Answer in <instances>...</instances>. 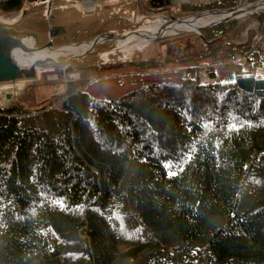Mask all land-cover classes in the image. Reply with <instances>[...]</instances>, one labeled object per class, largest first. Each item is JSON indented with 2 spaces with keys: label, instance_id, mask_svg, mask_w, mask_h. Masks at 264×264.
Listing matches in <instances>:
<instances>
[{
  "label": "trees",
  "instance_id": "1",
  "mask_svg": "<svg viewBox=\"0 0 264 264\" xmlns=\"http://www.w3.org/2000/svg\"><path fill=\"white\" fill-rule=\"evenodd\" d=\"M252 17L244 43L232 19L185 36L189 53L77 69L46 101L0 108V264H264V10Z\"/></svg>",
  "mask_w": 264,
  "mask_h": 264
},
{
  "label": "water",
  "instance_id": "2",
  "mask_svg": "<svg viewBox=\"0 0 264 264\" xmlns=\"http://www.w3.org/2000/svg\"><path fill=\"white\" fill-rule=\"evenodd\" d=\"M153 1H164L162 6L171 5V0ZM243 1L230 8L164 19L174 23L207 13L235 14ZM139 4V0H124L90 8L77 0H44L25 4L13 16L0 15V99L3 102L0 108L13 99L20 85L40 81L43 70L104 68L140 62V52L129 58L124 55L126 49L138 40L148 44L163 36L144 32L143 24L162 16H141ZM249 6L248 13L257 12L264 9V0L251 2ZM234 14L200 27L197 33L241 17Z\"/></svg>",
  "mask_w": 264,
  "mask_h": 264
},
{
  "label": "rangeland",
  "instance_id": "3",
  "mask_svg": "<svg viewBox=\"0 0 264 264\" xmlns=\"http://www.w3.org/2000/svg\"><path fill=\"white\" fill-rule=\"evenodd\" d=\"M77 1L80 3L83 2V0H77ZM92 1H94L96 5L97 4L98 5H112V4H116L117 2H121L124 0H92ZM187 3H203V2H201L200 0H172V4L169 5V7H163V8L158 7L155 13H142L140 11V15L141 16H147V15L148 16L149 15L150 16H162V17L164 16L163 18L166 17L167 20H171L172 17L178 18L177 13L181 11L182 5L187 4ZM249 3L251 2H249L248 0H244L242 2V5L246 4L247 6H249ZM139 10H140V4H139ZM18 12L19 11H17L13 15L17 14ZM197 12H201V11H197ZM197 12L189 13L188 15L184 17H179V18L193 16ZM252 14L253 13H245V14L239 15L241 17L237 19L238 25L235 31L230 36L233 42L235 43L246 42L249 38V31L252 29L254 30L258 29L259 22L252 17ZM7 17H10V16H7ZM193 34H198L199 36H202V30H201V34L197 32H181L179 34L177 33L173 35H165L161 38H158L157 40L151 41L145 46L138 48L139 50L136 51V54L138 51L140 52L138 59H141V61H145L151 58H157L161 54L164 56H168L170 54L177 55V54L189 53L192 48L194 39L191 36L190 37H185V36L193 35ZM170 38H176V39L169 43L161 42L165 39H170ZM203 67L205 68L206 66L203 65ZM77 69L79 68L67 69L65 71L43 70L40 81L35 82V83H30V84H24L20 89H17V90L14 89L15 91L13 94V99L7 102L5 101L6 102L5 105L6 106L11 105L16 100H24L30 105H38L46 101V99H48L49 97H51V95L54 92V87L58 91H60L63 83H68L70 81L80 79L81 72ZM202 70H205V69H202ZM216 73L220 80L234 79L235 77L234 69L232 65L224 66V67L223 66L217 67ZM202 81L209 82L211 80L207 81L204 79ZM58 100H59L58 97H54V102H57Z\"/></svg>",
  "mask_w": 264,
  "mask_h": 264
},
{
  "label": "bare ground",
  "instance_id": "4",
  "mask_svg": "<svg viewBox=\"0 0 264 264\" xmlns=\"http://www.w3.org/2000/svg\"><path fill=\"white\" fill-rule=\"evenodd\" d=\"M83 7H90L94 8L96 3L92 0H83V2L80 3ZM240 9L238 10L237 13H229V12H221V13H207L204 15H199L196 17H190L182 22H174V23H169L166 22V20L163 17H158V18H153L151 19L147 24H143L142 28L144 32L148 33V35H160V36H165V35H173V34H179L181 32H197L198 29L202 26H207L210 23H213L215 21L221 20L225 18L226 16L230 15H242L245 13H248V11L251 9L250 6H247L246 4L241 5L239 7ZM146 43L143 40H138L135 42L133 45L128 47L125 51V56L126 57H131L134 55H137L139 51L136 54V51L139 50L138 48H141L145 46ZM205 80L209 81V78H206ZM23 85H20L18 89H20ZM13 91V90H11ZM3 102L0 99V104Z\"/></svg>",
  "mask_w": 264,
  "mask_h": 264
},
{
  "label": "flooded vegetation",
  "instance_id": "5",
  "mask_svg": "<svg viewBox=\"0 0 264 264\" xmlns=\"http://www.w3.org/2000/svg\"><path fill=\"white\" fill-rule=\"evenodd\" d=\"M152 3H153L154 6L159 7V8L169 7V5L162 6V4L164 3V1H162V2L161 1L160 2L159 1H153ZM171 4H172V0H171Z\"/></svg>",
  "mask_w": 264,
  "mask_h": 264
},
{
  "label": "built area",
  "instance_id": "6",
  "mask_svg": "<svg viewBox=\"0 0 264 264\" xmlns=\"http://www.w3.org/2000/svg\"><path fill=\"white\" fill-rule=\"evenodd\" d=\"M201 2L205 3V2H211V1H215V0H200ZM202 76H203V80L207 78V73L205 70H202Z\"/></svg>",
  "mask_w": 264,
  "mask_h": 264
}]
</instances>
